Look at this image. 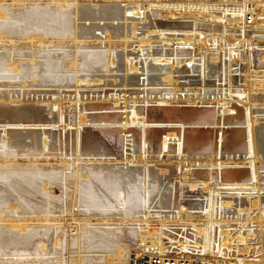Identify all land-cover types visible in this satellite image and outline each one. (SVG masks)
Here are the masks:
<instances>
[{"label":"bare ground","instance_id":"6f19581e","mask_svg":"<svg viewBox=\"0 0 264 264\" xmlns=\"http://www.w3.org/2000/svg\"><path fill=\"white\" fill-rule=\"evenodd\" d=\"M2 1L0 19L12 17L13 21L42 30L37 35L33 34L36 32L22 34L23 41L17 40L22 30H7L6 35L0 34V47L11 42V48L16 45L31 49L73 48L66 54L67 59H61L64 64L59 60L36 61V54L30 53L26 63L31 73L23 76L19 71L25 68L19 60L3 53L7 57L6 71L13 76H31L32 81L23 80L18 85L0 83L1 87L19 86L18 90L0 88V167L19 164L16 163L19 154L26 153L14 149L22 146L35 157L33 160L28 153V164L53 170L54 174L50 175L64 173L67 177L64 182L61 180L66 186L64 210L59 205L56 211L35 217L0 212V223H6L12 230L29 222L38 225L33 236L40 249L35 251L34 261L104 264L115 258V264H130L129 252L134 247L140 250L136 254L138 258L146 252H151L148 254L152 258L178 247L198 251L203 264H264V176L261 174L264 135L258 124L264 118L255 115L264 112V100L259 99L264 95V69L256 70V65H251L255 61L253 52L264 65V52L257 50L262 42L264 45V34H258L264 30V0H48V6L40 0H11L10 7ZM16 5L25 8L18 13L21 9L14 8ZM127 14L133 17L128 24ZM135 17L146 26L139 36ZM119 18L124 20L123 25L80 22ZM172 21H188V24ZM199 23H207L209 27ZM95 29H101L102 39L94 34ZM101 44L103 51L99 49ZM82 47L84 50L96 47L100 51H78ZM170 47L189 49L190 55L180 56L183 58L180 61L167 51L157 55V48ZM119 56L124 75L113 79L112 86L113 90L124 93L110 96L107 94L111 93L105 94L109 81L106 72L101 76L84 71H107ZM240 59L247 64L239 79L243 84L234 83L231 75ZM147 60L167 63L168 70L148 72ZM207 60L219 61V77L207 75ZM195 61H198L197 70L192 66ZM180 65L190 73H199L198 86H180L182 75L174 70ZM147 73L158 74L168 92L157 93L161 82L151 76L152 85L148 84ZM29 85L54 89L32 91L31 96V91L24 90ZM131 87L155 90L149 96L144 92L126 93ZM207 88L219 93L206 95ZM99 89H104V98H92L91 94H98ZM178 89L183 91L180 96ZM179 101L189 105L216 103L222 113L235 111L243 119L237 116L235 124H226L232 121L227 119L218 125L214 155L210 152L213 127H190L183 135L180 124L178 138L174 131L162 133L160 128L165 123H149L144 110L141 115L136 111L137 103L144 106L151 102L166 104L172 112L176 110L172 103ZM230 101L240 104L243 112L226 108ZM101 102H110L119 109L118 116L96 111V106L91 105ZM198 116V121L203 123L212 120L210 112ZM101 125L120 127L119 145L116 137L115 142L113 136L98 131ZM221 146L222 154L227 152L224 159L218 152ZM203 151L209 155L199 157L198 153ZM49 153L52 158L46 157ZM39 155L44 156L42 164H37ZM223 161H238L247 166L223 170ZM212 167L216 173L220 171V178L210 177ZM66 169L70 172H63ZM103 170H107V179L99 176ZM97 180L101 183L97 184ZM57 183L61 184L59 180ZM14 207L9 205L11 210ZM28 238L25 237L24 243H32ZM49 245L58 254L42 257ZM171 245L175 248H170ZM58 247L62 250H57ZM25 251L13 252L16 258H11V264H32L18 261L22 257L19 255L25 257ZM2 252L5 251L0 250V264L5 260L2 255L6 256Z\"/></svg>","mask_w":264,"mask_h":264},{"label":"rangeland","instance_id":"374dc122","mask_svg":"<svg viewBox=\"0 0 264 264\" xmlns=\"http://www.w3.org/2000/svg\"><path fill=\"white\" fill-rule=\"evenodd\" d=\"M10 1L11 0H3L2 4H7L6 6L10 7V6H8V5H10ZM37 1L39 2V0H37ZM40 1L43 4H45V6L47 4H49L48 0H40ZM117 1L119 2V0H117ZM123 4L124 3H121V5H123ZM14 8H20L21 10L18 11V13H19V12H22L25 7L22 8V7L16 5ZM8 15H5V16H8ZM8 18H5V20L0 19V32H2L0 34L6 35L5 33L8 32L7 30H10V29L13 30V31H17V32H20L22 30V32L19 33L21 35V37L17 38L18 41H23L24 40V38H22V36H23L22 34H26L27 33L29 35L30 32H36V33H33V34L37 35V33L41 32L40 30H42V28H40V27L38 29L34 25H30L28 23L25 24V22H21L19 20L13 21L12 19H14V18H12V17H8ZM131 19H133V17H132V15L129 14L128 15V19L125 22L128 24L130 21H132ZM249 20H250V15H247V21H249ZM87 21H88V23H87ZM133 21L137 22V36H139V33L142 30H144L146 28V26L141 21L137 20V17H135V19ZM162 21H164V19ZM15 22H18V23H15ZM80 22H84V23H86V25H88L89 23H99V25L102 26V25H104V23H107V22L108 23H113V24L120 23V24L123 25L124 20L121 19V18L114 19V21H113V19H108V20L107 19H104V20L103 19H97V20H95V19H90V20L89 19H81ZM25 26H26V28H25ZM4 28H5V31H4ZM100 30L101 29H95L94 30V34L96 36H98L99 38L101 37L100 39H102L103 38V34L101 33ZM33 34H31V35H33ZM7 35H8V33H7ZM7 38L8 39H12L10 37H7ZM121 39H123V38H121ZM59 40H61V39H57V41H59ZM65 41H66V39H65ZM1 43L2 42H0V44ZM6 43L7 42L3 43L4 46H6V47H0L1 48L0 49V56H1L0 57V83H4L5 82V83L14 84V85H18L23 80H26L27 82H30V81H32V77L31 76H25V77L13 76L11 74V72L6 71L4 68H6L7 66L5 64V60L4 59H6L7 57L6 56L3 57L4 54L9 53L11 58H17L19 60L21 65H23V67L25 68L24 70H22L23 72L19 71V73L23 76V75H28V74L31 73L28 70V68H27L28 64L26 63V61L30 58V55H29L30 53H35L36 54L35 55V60L36 61L40 60L42 62H50V61L53 62V61L59 60V62L61 63V62L64 61V60H61V59H67L69 56L66 55V54H68L69 52L73 51V48H71V47H66V49H64L65 47H61V50H60V46L59 47H55L54 49L53 48L52 49L51 48H48V49L47 48H42V49H35L34 48V49H31V48H29L27 46L25 47V45L24 46L23 45L22 46L21 45L20 46L16 45V46L11 48V42H8L7 44ZM56 48H57V50H56ZM101 48H104L103 44H101V47L99 49L101 51H103L105 49V48L104 49H101ZM62 49L64 50V52H62ZM86 50H88L90 52L91 51H100L96 47H92L91 49H90V47H87V48L85 47V50L82 47V48H79L78 51H80V52L85 51L86 52ZM116 51L119 52L120 50L116 49ZM44 53L47 54V55L49 53V56H44V57L40 56L41 54H44ZM52 54L53 55L55 54L54 56H56V54H57L58 57H53ZM37 55H39V56H37ZM59 55L63 56V57H59ZM65 55H66V57H65ZM253 55H254L253 58H255V61H254V64L251 63V65H256L255 66L256 70H263L264 69V65L262 67L261 66L259 67L258 64H257L258 60H257L255 52H253ZM120 58H121L120 56L118 58H116V61H117L116 64L117 65L116 64H113V65L109 64V66H108L109 68L107 70L108 72L107 71H103V70L94 71V72H92L93 70L92 71L91 70L90 71L89 70L84 71V73H86V74H93V75H101L102 74L101 76H104V75L107 74V78L106 79L109 80V81L107 83V87H105V89L107 91L105 94L111 93V94H107V95H110V96H112L113 93H115V94L118 93L120 95H122L124 93L123 91L118 92V91L113 90L114 88L112 86L113 85V82H112L113 79H115V78L117 80L119 78L121 79V77L124 75V71L122 70L123 67L121 66ZM78 59L83 61V59H80V58H78ZM242 63H243L242 66H240V64H238L236 66H233L234 67L233 69L235 71L234 72L232 71V74H231L233 76L232 77V81H234V83L238 82L237 84H240V83L243 84L242 80L239 81V79H240V76L243 77L244 69L247 68V64H245V62H242ZM61 64H64V62L61 63ZM256 67H258V68H256ZM259 68H261V69H259ZM239 70H241V72H239ZM105 72H106V74H105ZM235 72H236L237 75L235 74ZM46 73H51V72L47 71ZM46 73L40 72V74H46ZM181 75L182 76L188 75V77H183V80H184L183 85H192V86H195V85L198 86L199 85V82H198L199 73L197 71L196 72L194 71V72L190 73V71H188L187 69H184V73H182ZM189 75H195V76H193V77L191 76L190 77ZM4 76H6V77H4ZM227 77L228 76L225 77V82L226 83L228 82ZM37 79H38V76H37ZM34 84H36V81L34 82ZM180 86H182V85H180ZM17 87H19V86H11V87H9V86H2L1 87L0 86L1 89H4V88L13 89L14 88V89L18 90L19 88H17ZM131 88H128V90L131 89ZM53 89L54 88L51 87V86H39V85H32V86L29 85V86L24 88V90L31 91V92H29V93H31V96H32V91H38V90H40V91H44V90L49 91V90H53ZM99 90H100V92H98V94H96V95L94 93L91 94L93 96L92 98H98V97L100 99L104 98V95L102 94L104 89H99ZM128 90H126V93H128ZM259 99L264 100V95L262 97H259ZM255 115L256 116L259 115L258 117L264 118V112H256ZM259 122L260 123H258V124H259V126L262 127V133L264 135V121L260 120ZM14 150H16V152L26 153V155L25 154H23V155L19 154L18 162H16V163H19V162L20 163L17 164V165L14 164L12 166H2V167H0V212H3L4 214H12L13 216L18 215V216L35 217V216H38V215H41V214H45L46 215L48 213L56 211L57 208L59 207V205H60V209L64 210L66 208L65 205H64L65 204V199H66V197H65L66 196L65 195L66 186H65L64 183H62V181L64 182L65 180H67V177L64 175V173L63 174L62 173L61 174L60 173H58V174L56 173L55 176L54 175H50V174H54V173H52L53 170L48 171L45 168H43L41 165H39L40 167L39 166H35V165L31 166L30 165L31 162H29V164H28V161H27L28 159H26L27 154L29 153L28 157L32 158L33 160H35V157H31L32 154H30L29 151L26 152L24 150V148H22V146L15 147ZM47 152H50V151H47ZM0 154H2L1 151H0ZM21 155H22V157H21ZM51 155L52 154L49 153V154H47L46 157L47 158L48 157L52 158L53 155L52 156ZM118 155L120 156L121 153L119 152ZM263 156H264V154H263ZM37 159H38L37 160L38 162L36 161L37 164H42L44 156H40L39 155L37 157ZM21 161H23V163ZM36 162L34 161V164H36ZM45 165H47V164H45ZM38 170H40V174H39ZM100 170H101V168H100ZM64 171L70 172V171H68V169L63 170V172ZM260 171H262V170H260ZM261 174L264 176V171ZM100 175H102V176H100ZM99 176L104 178V179H107L108 178L107 170L101 171ZM54 179H56V181ZM58 180L61 182V184H58L59 182L57 183ZM100 183L101 182L97 180V184H100ZM59 189H60V191H59ZM67 191H69V189ZM67 199H69V198H67ZM9 205H15V207L11 210V209H9ZM37 227H38V225L32 224V222H29V223H24L23 225L19 226V228L17 230H12V229H10V227L6 223H0V250H3V251L6 252V253L5 252L1 253V254H5L6 255V256L2 255V257L5 258L4 263H2V264H11V262H12L11 258L13 257L12 253L13 252L14 253L15 252H22L23 253V250L24 251L26 250L27 252L26 251L24 252L25 253V257H24V255H19V256H22L20 259H18L19 262L28 261L30 263L33 262L32 264H53L54 263L55 260L52 262V260L49 261V259L41 260L40 262L39 261H34L37 258V255L35 254V251L38 252L39 249H40V247L34 241L35 236H33L34 235L33 233L38 229ZM25 237H27V238L29 237L28 239H30V240L32 239L34 242L32 241V243H28V244L26 242L24 243ZM59 248H60V251H61L62 250L61 247H58L57 250ZM56 252L57 251L52 246L49 245L48 247H46V250L42 254V257H47V256L55 257V255L58 254ZM63 253H65V250L63 251ZM59 256H61V255L59 254ZM13 258H16V256H14ZM24 258H26V259L24 260ZM107 260H108V258H107ZM114 261H115V258L113 259L112 262L108 261V262H105L104 264H115ZM54 264H56V263H54Z\"/></svg>","mask_w":264,"mask_h":264},{"label":"water","instance_id":"95a60500","mask_svg":"<svg viewBox=\"0 0 264 264\" xmlns=\"http://www.w3.org/2000/svg\"><path fill=\"white\" fill-rule=\"evenodd\" d=\"M168 22V21H167ZM175 24H179V25H185L188 24V21H172ZM201 26L203 27H209V25L207 23H199ZM182 28V27H181ZM246 34L248 35V31L246 32ZM258 34H264V30L261 29L259 30ZM183 48H167V49H162V48H157V55L162 54V53H166L165 51H167V53L169 55H176L175 60L176 61H180L183 60V58H180V56H187L190 55L189 49H183ZM257 50L259 53L264 52V45L263 42L262 44H260V47H257ZM144 52L146 53V48L144 49ZM241 60V59H240ZM207 67H206V73L208 76L210 77H219V68L220 66L217 65L219 63L216 61H208L207 60ZM258 66H263V61L261 59H259L258 61ZM214 65V66H213ZM242 60L240 63V66H242ZM183 65L180 66H176V68L174 69L175 72H179V73H184V68H182ZM193 69L197 70V66H198V61H195L193 63ZM145 68L147 69L148 72L155 70V69H159L161 71H165L168 70V64L167 63H153L150 60L146 61V65ZM223 70H226V65L223 64ZM131 76V75H130ZM132 76H136V74H132ZM156 76L157 77V82H161L160 84V88L159 91L157 93H161V92H168V88L166 87V84L162 81L159 80V76L157 75H152V73H147L146 75V80L147 83L152 85V81L150 79V77ZM189 76H195V75H189ZM155 77V78H156ZM182 78H180L179 80V84L182 85L184 83L183 77H188V75L185 76H181ZM155 83V82H153ZM158 85V84H155ZM155 89L151 87H147V88H140V87H132L131 89L128 90V94L131 93H135L137 92V94L139 93H143L146 96H149L151 93H153ZM191 92V91H190ZM204 93L206 95L209 94H215V93H219V90H216L214 88H207L204 89ZM183 94V91H181L180 89H178V93L177 95L180 96ZM174 109L176 108V110L174 111H170L168 110V107L166 104L160 105V104H156V103H151L148 102L146 105L142 106L140 104L137 103V108L136 111H138V114L141 115L142 111L144 110L143 114H146V120L149 123H165V125H163V127H158L161 129L162 133L166 132V131H174L176 132V135L178 136V130L177 128L180 126V124L183 125V129H182V134L184 135L185 130L188 131L190 129V127H205L207 128L209 127H213L212 128V135H211V140H212V148L210 150L211 154L215 155V140H216V129L218 127V125H222L223 121L227 120V119H231L232 121L228 120L226 122V124L228 123L229 125L235 124L237 122L236 117L239 116L240 118L243 119L242 114L238 115L237 113H235V111H230V112H224L222 113L221 111V107L219 104L216 103H203V104H199L198 102H196L195 105H189L188 103H185L183 101H179V102H175L172 103ZM90 105V104H89ZM91 105L96 106V109H100L99 112L101 113H111L113 112L112 115H114V117L118 116V109H115L116 107H113V105H111L110 102H101V103H91ZM226 108L229 109H235L237 112L242 113L243 109L241 107L240 104L230 101L227 105ZM127 107L130 108V103L127 104ZM167 107V108H165ZM138 109V110H137ZM89 111V109H88ZM87 111V112H88ZM98 111V110H96ZM211 113V118L212 120L208 121L207 123H203L198 121L200 118L198 116V114H204V113ZM142 114V115H143ZM221 120V122H220ZM222 123V124H221ZM136 128V127H135ZM102 130L105 133H108L107 135H110L111 137L113 136L114 138L116 137L118 139V145L120 144V127L118 126H106V125H101L98 127V131ZM154 137V130L152 132V140ZM116 138H115V142H116ZM144 138L146 139V134L144 135ZM179 138V136H178ZM155 147V144H154ZM224 151L223 147L221 146V148L219 149V156L220 158L224 159L225 155L227 156V152H224V154H222V152ZM201 155H203V157H205L206 155H209L208 151H203V154L198 153V156L201 157ZM203 164H205V162H203ZM222 168L223 170L226 168H230L232 166H247L245 163H240V162H233V161H223L222 162ZM220 167V169H221ZM233 168V167H232ZM237 168V167H234ZM264 168V163L262 164V170ZM247 171H249L247 169ZM210 177H221L220 175V171L219 173H216V169L215 167L210 168ZM224 177V173H221ZM250 177V175L248 176V178Z\"/></svg>","mask_w":264,"mask_h":264},{"label":"built area","instance_id":"2783aa9c","mask_svg":"<svg viewBox=\"0 0 264 264\" xmlns=\"http://www.w3.org/2000/svg\"><path fill=\"white\" fill-rule=\"evenodd\" d=\"M169 247L175 248L173 245ZM137 251H140L137 247L130 250V264H203V261L198 259V257L202 255L193 248L189 250H179L177 247L175 251L171 249L169 251L164 250L161 255H157L152 258H150L152 254H148L151 252H146L138 258L136 257ZM145 251H147V249H145Z\"/></svg>","mask_w":264,"mask_h":264}]
</instances>
